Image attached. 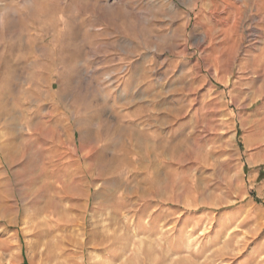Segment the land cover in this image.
<instances>
[{
	"label": "rangeland",
	"instance_id": "1",
	"mask_svg": "<svg viewBox=\"0 0 264 264\" xmlns=\"http://www.w3.org/2000/svg\"><path fill=\"white\" fill-rule=\"evenodd\" d=\"M264 264V0H0V264Z\"/></svg>",
	"mask_w": 264,
	"mask_h": 264
},
{
	"label": "bare ground",
	"instance_id": "2",
	"mask_svg": "<svg viewBox=\"0 0 264 264\" xmlns=\"http://www.w3.org/2000/svg\"><path fill=\"white\" fill-rule=\"evenodd\" d=\"M136 261H137V260H136ZM129 264H139V263H138V261H137V262H135V261H132V262H131V261H130Z\"/></svg>",
	"mask_w": 264,
	"mask_h": 264
},
{
	"label": "crops",
	"instance_id": "3",
	"mask_svg": "<svg viewBox=\"0 0 264 264\" xmlns=\"http://www.w3.org/2000/svg\"><path fill=\"white\" fill-rule=\"evenodd\" d=\"M229 1V0H228Z\"/></svg>",
	"mask_w": 264,
	"mask_h": 264
}]
</instances>
